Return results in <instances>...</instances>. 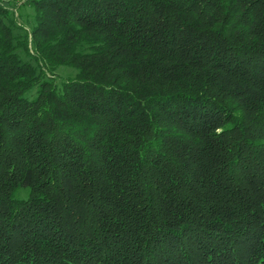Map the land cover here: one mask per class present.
Segmentation results:
<instances>
[{
    "label": "trees",
    "instance_id": "16d2710c",
    "mask_svg": "<svg viewBox=\"0 0 264 264\" xmlns=\"http://www.w3.org/2000/svg\"><path fill=\"white\" fill-rule=\"evenodd\" d=\"M12 3L0 264H264V0Z\"/></svg>",
    "mask_w": 264,
    "mask_h": 264
},
{
    "label": "rangeland",
    "instance_id": "374dc122",
    "mask_svg": "<svg viewBox=\"0 0 264 264\" xmlns=\"http://www.w3.org/2000/svg\"><path fill=\"white\" fill-rule=\"evenodd\" d=\"M9 0H0V2L2 3V2H8ZM10 1H12L13 3V5H15L14 7H13V10L16 12V15L17 16H19V17H17L18 18V22L21 24V25H24V26H26V28H31V26L28 24L29 22V20H32V17H30V16H28V11L27 10H22V14H24V17H22L21 15V9H19V6L23 3V2H26L27 0H10ZM1 3H0V5H1ZM68 72H70V71H66V73H68Z\"/></svg>",
    "mask_w": 264,
    "mask_h": 264
}]
</instances>
